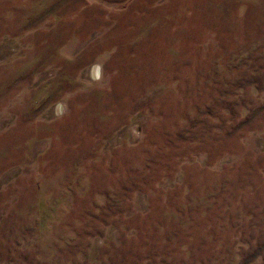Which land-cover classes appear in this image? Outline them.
Returning a JSON list of instances; mask_svg holds the SVG:
<instances>
[{"label":"rangeland","instance_id":"374dc122","mask_svg":"<svg viewBox=\"0 0 264 264\" xmlns=\"http://www.w3.org/2000/svg\"><path fill=\"white\" fill-rule=\"evenodd\" d=\"M0 264H264V0H0Z\"/></svg>","mask_w":264,"mask_h":264}]
</instances>
